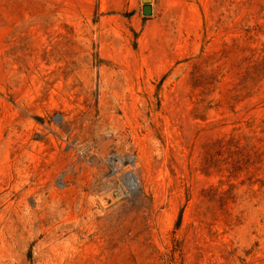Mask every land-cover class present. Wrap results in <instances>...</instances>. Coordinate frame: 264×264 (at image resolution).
Returning <instances> with one entry per match:
<instances>
[{"label": "rangeland", "instance_id": "374dc122", "mask_svg": "<svg viewBox=\"0 0 264 264\" xmlns=\"http://www.w3.org/2000/svg\"><path fill=\"white\" fill-rule=\"evenodd\" d=\"M0 264H264V0H0Z\"/></svg>", "mask_w": 264, "mask_h": 264}, {"label": "water", "instance_id": "95a60500", "mask_svg": "<svg viewBox=\"0 0 264 264\" xmlns=\"http://www.w3.org/2000/svg\"><path fill=\"white\" fill-rule=\"evenodd\" d=\"M143 2L148 3L149 0H143ZM143 13L144 14H149L150 13V7L148 5L144 6Z\"/></svg>", "mask_w": 264, "mask_h": 264}]
</instances>
